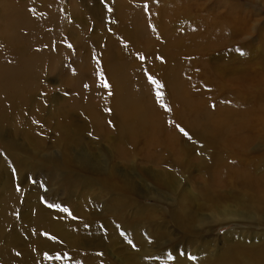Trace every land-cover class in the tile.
Instances as JSON below:
<instances>
[{
  "label": "bare ground",
  "instance_id": "1",
  "mask_svg": "<svg viewBox=\"0 0 264 264\" xmlns=\"http://www.w3.org/2000/svg\"><path fill=\"white\" fill-rule=\"evenodd\" d=\"M84 1L0 0V136L8 135L2 147L7 159H0V264H174L167 253L178 256L180 264H264V152L254 155L253 149L245 155L256 139L264 143V130L260 136L251 126L258 110L216 114L212 127L199 132L213 150L201 164L183 157L176 137L179 129L170 133L152 125L150 105L138 94L142 82L133 77L139 83L135 93L132 82L128 85V78L122 77L125 73L110 80L108 110H82L86 121L80 125L73 111L53 116L50 127L43 120L50 100L37 96L36 86L44 79L42 66L66 60L71 47L106 50L114 61L150 47L168 64L165 78L170 80L182 77L185 46L200 42V23L192 18L195 4L185 6L184 0H118L105 10L97 0ZM109 12L110 25L103 27ZM223 13L207 21L202 40L211 35L217 41L232 29L233 19ZM182 21L195 31L189 39L183 38ZM242 23L246 29L247 23ZM242 69L239 73L247 78L258 75L252 68ZM145 81L155 95V85ZM177 87L173 89L183 86ZM162 91L165 98L164 86ZM109 118L116 122V159L95 167L93 157H75L72 152L82 147V132L108 133ZM234 120L238 125H230ZM50 134L53 140L47 145ZM104 135L95 138L101 141ZM56 149L58 156L51 154ZM146 152L155 170L144 172L137 165ZM194 167L205 169L208 186L196 189L190 175ZM31 175L40 177L38 185L30 183ZM43 190L56 203L66 200L76 219L43 204ZM107 196H112L111 202L105 201ZM142 200H149V205ZM222 226L231 230L215 235ZM56 255L61 259L48 258Z\"/></svg>",
  "mask_w": 264,
  "mask_h": 264
},
{
  "label": "rangeland",
  "instance_id": "2",
  "mask_svg": "<svg viewBox=\"0 0 264 264\" xmlns=\"http://www.w3.org/2000/svg\"><path fill=\"white\" fill-rule=\"evenodd\" d=\"M97 1L99 2L101 8L105 10V8H110V4H116L118 0ZM78 2L81 5L85 3L84 0H78ZM68 3L66 4L67 6L70 5ZM184 3L185 6H188L189 4H195L193 7L192 18L195 16L198 23H200L199 32H201V36L204 35L202 33L207 30L205 26L208 24L209 19L213 18V16L215 17V15H219L220 12H225L222 14L223 16L226 14L229 19H233L232 22L229 23L230 27L232 25L231 28L233 31L230 28L229 30L227 29L230 33L228 34V31H225L221 36L218 37L217 41H213L212 36L209 35L208 41L202 40L203 38L201 39L200 36L199 43L187 44L188 47L186 45L182 52L183 55H185L181 62V66L184 69L183 73H181L182 77L177 79L170 78V80L169 78H165V68H169L168 64L164 62V58H161L162 55L157 54V57L156 55H153L154 52L150 47L148 50L147 48L146 50L145 48L143 50L139 49L138 52L135 53L136 55H133L131 52H127L128 55L123 60L119 61L112 60V57L105 54L106 50L97 52L96 50H84L79 46L71 47L66 60H55L50 64H45V67L42 66L44 79L36 86L38 98H43L42 95L44 94L45 98H49L50 100L42 116L43 120L47 121L48 126L50 127L53 125L51 118L61 112L73 111L76 116L74 120H77L78 125H80L86 121L82 115V110H108L112 106L111 102L107 101L110 95L111 86L108 88L102 86L103 84L101 82V74H103L109 85L111 84L110 80L113 77L128 78V85L132 82L131 86H134L133 88L135 89V93L136 88L139 85V83L135 84L136 80L142 82V84L140 83L141 88L137 90L141 99H145L144 102L147 104L146 106L150 105L148 106V112L151 111V113H149L153 118L152 125L154 124L155 126L156 123L159 125L162 131L164 130L170 133L174 132L175 129H178L175 126L176 124H179L181 127L187 130L190 128L193 130L188 131L191 139H189L187 136H184V134L181 132L176 133L179 146L183 149V157H185L188 161H193L196 164L200 162L203 163L213 154V150L207 144L205 138H201L199 136V132H201L204 128H211L216 114L218 113L220 114L221 112H224L234 116L239 111H247L252 108L253 110H258L259 112L255 114L257 116L252 119L251 126L255 128L254 131L256 134L262 136L264 130V120L262 119V117L264 118V0H184ZM154 4L153 6L156 7L159 5L157 1H155ZM111 14L112 13L109 12V14L106 15L107 18L103 20V27L105 25L109 27L111 22L109 17ZM89 16L93 15L89 14ZM95 21L97 23L96 19ZM191 21L192 20H189V22ZM242 21L247 23L246 29L243 28L244 26L242 27ZM189 22L182 21L180 24L182 25L184 39H189L192 33L195 32L189 29ZM226 32L227 34H225ZM196 35H198V33H196ZM104 45V49H106L108 46L107 43ZM159 49L160 50L157 51H159L160 54L165 53L164 49ZM241 51L244 52L245 55L241 56ZM107 53L110 54V51ZM132 55L134 59L130 60ZM141 55L145 57V60L140 61L139 56ZM135 57L138 59H135ZM124 65L127 66L125 67ZM112 66L113 68L116 67L117 69L114 68L115 70H113ZM129 67L132 69H129ZM249 67L252 68L250 70L251 72L254 70L255 73H258V75L256 74L251 76L249 73L250 78H247L248 74L239 73L245 71L242 68L249 70ZM123 73H125V75ZM224 74L226 75L224 76ZM148 76H153L155 79H157L164 86V91L167 89V94H165V98L163 97V102L171 108L170 112H166L156 101L154 97L155 95L153 94V88L148 87V84L145 81H149ZM133 77L136 80L133 79ZM90 78L91 80H89ZM138 78H140V80ZM84 79L86 81L85 83H82ZM165 81L167 83L170 82L168 83L169 85ZM82 84L84 86H82ZM171 85L172 87H170ZM89 86L93 90H91ZM102 87L105 88V90ZM173 87L182 88H179V90L175 88L173 89ZM146 89H148V91ZM177 90H179L178 92H180V96H178V93L176 92ZM93 91L94 93L92 94ZM90 94L95 95L92 96ZM97 94L99 97L96 96ZM102 94L104 98L102 97ZM151 94H153V96ZM240 95H242V97ZM213 105H215V107H213ZM240 106L242 107L240 108ZM107 121L109 122L108 125L112 127H109L111 132L109 131L106 133L103 130H100L95 136L93 133H91L92 130H90V133L89 131L82 132L83 137L81 139L82 141H80L82 147H76L72 152L75 157L80 156V154L83 153L88 158L93 157L91 158L93 159L91 163L94 162L93 164L95 167L96 165L97 167H102L105 161L110 163L116 159L114 152V145L116 144L117 139L116 122L112 118H109ZM236 121L237 120H234L232 123H230V125H238L236 124ZM6 131L7 134L10 132L8 128ZM105 133L106 136L104 135ZM99 134L104 135V138L101 140L102 142L95 138H99ZM3 136L6 137L8 135ZM5 137L0 136V159H7V156L3 152L2 148L7 140ZM48 139L47 145L49 144L48 142L50 140H53V135L50 134ZM143 139L144 138H141L140 141H143ZM262 141L263 140L256 139L254 142L255 145L250 147L245 155L251 154L253 149V154L254 152H264V143H262ZM257 145H259L258 147L260 149L257 147ZM236 146H239V144L235 145L234 148ZM80 151L81 153H79ZM51 154L58 156V149L52 151ZM18 155L20 159H24V157H22L19 153ZM241 157L245 158L246 156ZM149 159L151 158H149L147 152L137 159V165L142 169L141 171H148L150 169L155 170L153 164L149 162ZM204 171L205 169H196L195 167L190 171L191 177L196 179L197 190L198 188L200 189L204 185L208 186L209 184V179H205ZM46 175L49 178V173H43L41 176L45 178ZM38 178L40 177L31 175L29 181L33 186H35L38 185ZM191 186H193V184H191ZM191 186H187V189L191 190ZM17 187L21 186L17 185ZM79 192L80 189L76 190L75 192L76 199L79 196ZM46 193L47 191L43 190V193L39 195L40 201L42 200V203L46 206L48 203H56L53 198L49 199V194L47 193V196ZM76 199L74 200V203L78 202V199L77 201ZM112 199V196L105 197V201L107 202H111L110 200ZM64 201L66 200H62L59 202V204L67 207L66 202ZM141 203L149 205V200H142ZM158 204L163 207H167V204L164 202ZM102 208L103 205L101 204L100 209ZM230 230L231 227L228 228L222 226V229L219 230L217 228L214 234L223 236ZM207 241L209 240L207 239Z\"/></svg>",
  "mask_w": 264,
  "mask_h": 264
},
{
  "label": "snow or ice",
  "instance_id": "3",
  "mask_svg": "<svg viewBox=\"0 0 264 264\" xmlns=\"http://www.w3.org/2000/svg\"><path fill=\"white\" fill-rule=\"evenodd\" d=\"M153 30H155V29H153ZM238 51H239V49H238ZM240 55L243 56V55H245V53L241 51ZM139 59L141 61H143V60H145V57L141 55V56H139ZM148 80L151 84L155 85V88H156L155 99H156V101L160 104L161 108H163L166 112H170L171 108L163 102V97H164V93L162 91L163 85L157 79H155L153 76H148ZM101 82L105 88L110 87V85L107 83L106 79L104 78L103 74H101ZM213 107H215V105H213ZM175 126L179 129V131L181 133L184 134V136H187V137H189V139H191L188 132L185 131V129L183 127H181L179 124H176ZM13 171H15V170H13ZM47 207L49 209H56L58 213H67L70 217H72V219H76V217L72 214V212L70 211V209L68 207H63L59 203H55V202L48 203ZM121 235L123 236L124 233L122 232ZM52 239H55V237H52ZM128 243L130 245H132L133 248H136V245L133 244V242L131 240H128ZM149 243H151V241H149ZM17 255H19V253H17ZM100 255H102V253H100ZM166 255H167L168 261H173L174 264H180L178 256H174L172 253H167ZM179 255H183V253H180ZM48 258L58 260V259H61V256L56 255V256H50ZM190 259H194V257H190Z\"/></svg>",
  "mask_w": 264,
  "mask_h": 264
}]
</instances>
